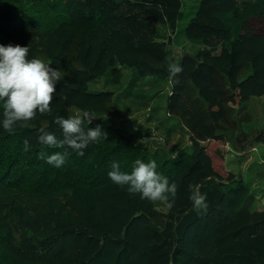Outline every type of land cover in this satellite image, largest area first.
Returning a JSON list of instances; mask_svg holds the SVG:
<instances>
[{
  "label": "trees",
  "instance_id": "16d2710c",
  "mask_svg": "<svg viewBox=\"0 0 264 264\" xmlns=\"http://www.w3.org/2000/svg\"><path fill=\"white\" fill-rule=\"evenodd\" d=\"M198 3L178 37L182 0H0V44L28 46L29 59L62 76L50 114L12 134L0 129V264H264V209L241 176L216 170L206 145L213 138L236 152L247 148L234 106L245 110L263 83L264 35L253 22L264 21V0ZM182 38L197 49L176 60L169 43ZM170 66L181 71L170 76ZM127 68L172 84L169 109L188 129L189 149L160 160L121 127L102 123L127 112L115 91L90 85L102 78L118 86ZM85 113L93 118L84 130L99 126L98 140L83 156L67 150L61 168L47 164L41 152L65 149L42 146L39 130L62 138L55 118ZM136 160H155L175 196L152 202L110 181L113 161L131 172ZM197 186L207 204L199 211L190 199Z\"/></svg>",
  "mask_w": 264,
  "mask_h": 264
},
{
  "label": "rangeland",
  "instance_id": "374dc122",
  "mask_svg": "<svg viewBox=\"0 0 264 264\" xmlns=\"http://www.w3.org/2000/svg\"><path fill=\"white\" fill-rule=\"evenodd\" d=\"M182 1L186 16L179 22L178 37L184 36L183 30L199 7V0ZM253 26L258 35H264V21H255ZM161 32L164 33V38L171 34L166 26L161 27ZM196 45L182 38L179 44L169 43V49L176 60H181L186 56H193L197 49ZM134 70L123 69V78L118 86L107 84L102 78L90 85V89L95 92L105 89L115 91L114 97L119 100L121 110L127 112L122 118L121 116L104 117L101 121L121 127L137 144H143L150 156H155L158 152L157 156L160 160L176 157L181 150L189 149L191 137L179 116L169 109L168 96L173 90L172 84L155 80L153 77L141 79L136 76ZM263 90L264 79L259 92L251 101L244 103L245 110L240 111L242 104L237 103L234 106V116L244 120L240 128L248 134L246 150L236 152L229 149L231 147L225 141H217L213 138L206 142L208 153L212 155L214 166L219 173L225 177L229 173L236 174L250 184L258 197L257 209L264 207H262L264 204ZM214 96L221 97L216 94ZM214 112L221 114L222 116H218L220 118L227 117L224 111L218 108H215Z\"/></svg>",
  "mask_w": 264,
  "mask_h": 264
},
{
  "label": "clouds",
  "instance_id": "9594fccd",
  "mask_svg": "<svg viewBox=\"0 0 264 264\" xmlns=\"http://www.w3.org/2000/svg\"><path fill=\"white\" fill-rule=\"evenodd\" d=\"M29 51L28 46L0 44V129L9 134L19 123L33 120L38 113H51L50 102L56 85L62 80L60 71L52 67L51 63L37 58L29 59ZM180 71V67L170 66V76ZM92 118L88 113L67 118L57 116L54 123L60 128L62 138H58L55 133L39 130L37 140L42 146L65 149L50 155L41 152V158L47 164L61 168L66 163L67 150L83 156L88 145L97 141L102 133L99 126L84 130L83 125L91 124ZM29 147V141L25 140V151ZM156 169L155 160L147 163L136 160L131 172L122 171L120 163L113 161L108 177L114 185L126 188L130 194H138L141 199L167 202L169 195L175 196L176 186L174 183L169 184L167 178L162 177ZM190 199L193 210L206 209V195L200 193L198 186L193 189Z\"/></svg>",
  "mask_w": 264,
  "mask_h": 264
},
{
  "label": "crops",
  "instance_id": "0c3cea01",
  "mask_svg": "<svg viewBox=\"0 0 264 264\" xmlns=\"http://www.w3.org/2000/svg\"><path fill=\"white\" fill-rule=\"evenodd\" d=\"M251 100H252V99H251ZM251 100H250V101H251ZM257 201H258V197H257ZM263 206H264V204L262 205V207H263ZM263 209H264V207H263L262 209H258V210H263Z\"/></svg>",
  "mask_w": 264,
  "mask_h": 264
}]
</instances>
